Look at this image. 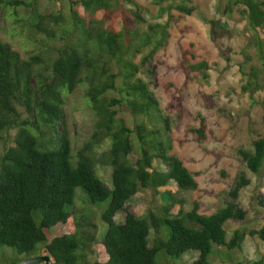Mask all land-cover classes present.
<instances>
[{
  "label": "trees",
  "instance_id": "obj_1",
  "mask_svg": "<svg viewBox=\"0 0 264 264\" xmlns=\"http://www.w3.org/2000/svg\"><path fill=\"white\" fill-rule=\"evenodd\" d=\"M173 1H179V11L194 13L193 0ZM221 1L264 34V0ZM0 8L28 41L24 56L13 41L0 39V142L6 146L0 153V264L18 263V256H49L53 264H164L163 257L182 259L191 252L199 254L191 264H213L212 253L225 247L221 253L232 259L248 233L264 242V226L228 237L227 222L246 219L237 202L250 184L244 174L211 214L202 212L198 200L187 209V198L171 192L145 217L128 212L127 203L141 190L173 182L185 191L200 187L174 151L172 118L139 76L168 45L170 21L149 22L137 0H0ZM181 62L187 71L209 77L211 65L200 55H184ZM253 70L248 86L257 88ZM81 87L96 122L88 140L75 147L65 107ZM123 107L131 111L133 125L119 115ZM207 129L201 117L189 132L205 141ZM107 141L110 147L100 152ZM238 152L253 172L263 171L264 136ZM98 165L112 168L111 186ZM78 187L88 206L78 205ZM90 206H105L101 238ZM121 211L127 212L123 223L116 220Z\"/></svg>",
  "mask_w": 264,
  "mask_h": 264
},
{
  "label": "rangeland",
  "instance_id": "obj_2",
  "mask_svg": "<svg viewBox=\"0 0 264 264\" xmlns=\"http://www.w3.org/2000/svg\"><path fill=\"white\" fill-rule=\"evenodd\" d=\"M137 1L149 22L171 23L172 37L168 45L160 50L153 63L143 67L139 76L157 93L164 110L172 118L176 138L174 151L196 175L200 187L196 191H185L173 182L157 191L141 190L127 203L128 212L145 217L151 209L165 204L163 195L171 192L187 198V209H191L193 202L198 200L202 212L211 214L224 205L229 191L244 174L250 179V184L241 190L237 202L246 211V219L242 222L229 220L226 224L228 237L230 239L237 229L250 231L262 228L264 169L261 173L253 172L238 151L240 148L251 149L253 143L264 136V34L255 30L236 7L230 9L221 0H193L191 6L195 11L191 15L176 8L179 1L167 0L162 5L155 0ZM161 7L165 8L164 11ZM0 39L13 41L14 47L26 55L23 46L28 42L27 34L2 8ZM192 53L210 63L208 78L183 67V56L191 58ZM141 60L139 56L138 61ZM147 68L152 69V75L146 73ZM253 68H256L259 78L257 88L248 86L249 74L255 71ZM85 93V88H79L68 97L65 107L75 147L88 140L96 122ZM119 115L133 125V115L127 107H123ZM201 117H205L208 124L205 141H199L189 132L190 127L200 126ZM10 140L7 145H10ZM5 147L0 142V153ZM109 147L107 141L99 151ZM155 165L164 168L157 159ZM98 172L111 186L112 168L98 165ZM77 194L78 205L86 206L81 187L77 188ZM90 207L96 214L94 222L97 236L101 238L107 230L101 220L105 206ZM126 215V211H121L116 220L123 223ZM153 237L154 233L150 237L151 245ZM224 250L225 247H220L214 255L212 253L210 259L213 264H255L264 260V242L249 233L242 248L231 252L232 259L221 253ZM198 256L197 252H191L183 255L182 259H162L164 264H191ZM24 258L27 257H17L20 261ZM93 261L94 257H91L90 262ZM9 262L17 263H6Z\"/></svg>",
  "mask_w": 264,
  "mask_h": 264
},
{
  "label": "water",
  "instance_id": "obj_3",
  "mask_svg": "<svg viewBox=\"0 0 264 264\" xmlns=\"http://www.w3.org/2000/svg\"><path fill=\"white\" fill-rule=\"evenodd\" d=\"M35 263L53 264V261L49 256H35V257L23 259L18 263H10V264H35Z\"/></svg>",
  "mask_w": 264,
  "mask_h": 264
}]
</instances>
